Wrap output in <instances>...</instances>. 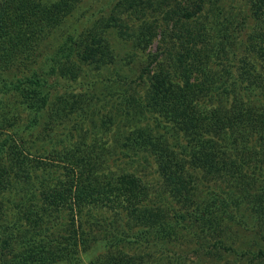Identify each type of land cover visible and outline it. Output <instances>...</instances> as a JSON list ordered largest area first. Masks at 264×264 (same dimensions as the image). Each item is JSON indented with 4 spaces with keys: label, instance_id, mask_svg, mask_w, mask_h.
I'll use <instances>...</instances> for the list:
<instances>
[{
    "label": "trees",
    "instance_id": "16d2710c",
    "mask_svg": "<svg viewBox=\"0 0 264 264\" xmlns=\"http://www.w3.org/2000/svg\"><path fill=\"white\" fill-rule=\"evenodd\" d=\"M75 2L0 0V92L17 93L23 106L21 109L28 107L34 112L32 118L22 121L17 114L3 118L7 123V135L0 141V186L7 176L5 243L11 258L0 264H44V259L52 255L53 247L56 248L48 245L57 239L53 233L64 235L67 242L72 243V253L76 252L79 237L90 231L91 226L74 225L73 222L71 228L58 232L56 226L48 224L45 215L49 214L47 205H65L73 211L75 202L71 199L77 200L80 206L90 204L93 214L90 217H95L103 227L98 230L102 238L94 240L101 248L92 264H157L155 260L152 263L146 260L151 256L147 246V252H136L138 246L148 244L150 233L153 241L154 237L166 240L164 236H169V264H264V247L258 241L264 239V0H245L242 8L236 3L225 8L224 4L221 6V0H210L208 7V0H198L196 8L185 7L182 16L180 11L170 7L173 15L178 14V23L181 18L186 20V25L181 28L174 26L180 30V35L173 41L180 40L184 44L182 58L179 56L177 64L172 60L171 66L174 68L172 73L181 68V77L177 76L180 81L173 84L172 73H169V81L166 76L155 74L150 86V100L146 97L140 102L141 97L123 96L121 111H118L119 118L124 117L121 114L124 111L127 117L137 109L134 105L146 103L143 109L148 112L154 108L169 112V150L163 145L162 135L152 138L154 131L140 130L131 134L126 151L109 152L105 166L111 168L117 161L124 163L123 160L148 164L150 157L158 159L166 176L167 187L164 189L169 190V197L163 191L154 195L153 200L148 198L147 184L141 182L142 176L134 171L120 174L115 181L112 174L99 182L102 178L96 167L100 158L96 145L79 154L72 150L63 152L61 159L69 164L71 176L79 170L80 175L72 177L68 185L70 189L75 187L74 195L60 188L57 179L42 176L38 168L28 163L29 144L35 141L24 137L23 133L38 124L39 110L47 101L48 92L43 87L48 83V74L64 76L69 71L75 75L72 69L60 70L67 62L74 66L95 60L99 68L104 65V50H110L111 43L114 45L108 32L106 36L87 33L78 42V33H67L52 54H36L41 57L39 66L42 70H27L24 60L30 57L32 49L39 52L34 45L42 31L58 27L65 15L72 14ZM239 13L234 28L236 35L232 37L229 24L235 23L233 20ZM126 36L132 37L131 34ZM11 66H17V69L13 79L8 80L3 69ZM196 77L199 81H194ZM119 83L113 77L109 86L105 84L113 86L112 91L119 93L116 90ZM222 99L227 106L235 104L227 113L220 105ZM57 105L52 106L50 118ZM204 105L210 107L208 111ZM200 106L205 109H199ZM78 116L87 118L88 114L82 111L75 117ZM173 117H176L174 122H170ZM111 119L108 116L105 122ZM0 125L4 123L0 122ZM54 126V118L47 121L43 129L45 143L39 142V150L43 147L48 153L57 152V149L63 151L65 146L58 145L65 142V133L64 136L58 133L54 141L56 138L49 134ZM141 151L146 154L141 156ZM246 156L256 158L253 166ZM218 160L219 166H215ZM44 166L52 169L45 162L43 169ZM23 181L30 184L31 189L26 197L17 189L23 188ZM197 184L208 190L206 196L213 194L210 200L202 199L199 204L194 200L193 196L200 189ZM41 187L46 188L43 202L36 203L32 198L39 205L24 210L28 196L33 197ZM232 187L244 192H234ZM103 202L112 203L114 213L124 220L121 227L113 224L111 215H102ZM130 220L135 224H130ZM131 226L135 227L134 231ZM239 227L258 233L249 240L240 241V246L250 242L258 245L251 253L247 249L237 253V247L227 241L232 231L239 232ZM49 236L52 239L46 240ZM226 251L228 256L224 254ZM233 254L237 257L230 258ZM248 254L249 258L243 261ZM162 256L164 252L158 260ZM59 259L67 260V257L54 258Z\"/></svg>",
    "mask_w": 264,
    "mask_h": 264
},
{
    "label": "rangeland",
    "instance_id": "374dc122",
    "mask_svg": "<svg viewBox=\"0 0 264 264\" xmlns=\"http://www.w3.org/2000/svg\"><path fill=\"white\" fill-rule=\"evenodd\" d=\"M47 1L53 3L59 0ZM244 2L245 0H221L220 4L221 6L224 4L225 8H229L230 3H236L239 5V8H242ZM197 3L198 0H76L74 5L75 8L71 12L72 14L69 16L65 15L64 21L61 22V24L59 23L58 27L44 29L37 44L34 45L39 52H35L32 49L30 57L24 60V65L27 66V70L35 68L39 71L42 70L39 66L41 64V57L36 54L43 52H50L52 54L67 33H78V37L76 38L78 42L81 38L85 37L87 33L91 35L97 33L98 35L103 34V36H106V32H108L114 45L111 43L110 50H104V65H101L99 68L96 67L95 60L84 61L82 64L78 63L74 66L72 62H67L60 67V70L65 71L66 68H69L73 70L72 72L75 75H72L69 71H66L64 76L61 73L53 75L48 74V83L43 87L45 92H48L46 97L47 105L45 104V107L39 110L38 124L32 129L31 127L25 129L23 133L24 137L35 141V143L29 144L31 152L27 154L28 163L38 168V170L42 172V176H51L57 179V184L60 188L74 195L75 187L70 189L68 185L72 177L80 175L79 170L76 169L74 175L71 176L69 164L67 161L61 159L64 157L63 152L67 151L68 153L72 150V152L74 151L79 154L86 149L91 150V146L96 145L95 147L100 154L96 167L99 176L102 178L99 182H104L106 178L111 177L112 174L114 176L113 181H115V178H118L120 174L134 171L142 176L141 182L147 184L148 198L151 197L153 200L154 195L163 191L166 196L169 197V190L164 189L167 187L165 185L166 176L159 167L158 159L156 158H154V161L150 157V163L148 164L123 160L124 163L120 164L117 161L113 164L117 167L113 166L106 169L105 166H107V160L110 156L109 152L115 149L119 152L126 151L130 143L131 134L137 133L140 130L154 131L151 135L152 138L162 135L163 145L165 149L167 148L169 150V112L155 108L153 110L150 109L151 111L148 112L146 109H143L145 105L147 106L146 103L134 105L137 109L133 110L132 115L127 117H125L126 113L124 111L121 113L124 117L119 118L118 111H121L120 103L123 96H134V98L135 96H137V98L141 97L140 102H144L146 97V99L150 100V86L153 80L152 76L155 74L160 73L166 76L169 81V73L174 72V68L171 67L172 60H174L176 64L179 62L178 58L183 53L181 47L184 46L180 40H176V42L173 41L180 35V30L177 31L176 27L181 28V26L186 25L185 18H181L182 20L178 23L177 20L179 16L178 14L173 15V12L170 11L172 8L170 7L180 11L179 14L182 16L181 13L185 11V7L193 10L196 8ZM207 3L209 7L210 0H208ZM239 8H236V10H241ZM240 14L241 13L233 20V22H235L234 24H229V31L232 37L236 35L234 28L238 23ZM173 22H175V24ZM174 26L176 27L174 28ZM128 34H131L132 37L128 38L126 36ZM138 40H140V42ZM111 59L112 61H110ZM16 69L17 66L3 69V75L7 77L8 80H12ZM175 71V73H172V77L174 78H172L173 84H176L177 80H179L177 76L181 77L182 74L180 73V67L175 69ZM116 72H118L119 75L116 74ZM113 77L120 82V87L116 89L120 91L119 93L112 91L114 90L113 86L108 87L109 80ZM194 81H199V78L196 77ZM123 93H125V95H123ZM18 96L17 93L0 92V122H2V124L4 123V125H0V141L7 135V123L3 120L4 117L9 115L12 118L17 114L22 121L26 120L28 117L32 118L34 116V112L30 108L28 109L27 107L28 111L27 109H21L23 106L19 103ZM222 101L223 103L220 105H222V109L225 113L235 105L231 104L227 106L224 103L225 100L222 99ZM55 105H57V108L54 110V115L51 117L54 118L55 126L52 130L53 132L49 134L53 138H56L54 139V141H56L57 137L55 136H58V133L59 136H64L65 133L63 137L65 142L58 145L60 147H65L63 151L57 149V152L48 153L43 147V150H39L40 147H38V145L39 142L40 144L45 143L43 137L46 136L44 135L45 131H43V129L47 121L51 119V109L52 106ZM204 106L208 111L210 107ZM204 106L198 108L205 109ZM217 106L219 105H216V107ZM63 109L64 112L62 111ZM82 111L87 112V118L83 116L75 117L78 113L81 114ZM108 116H111L112 119L111 121L105 122ZM129 117L130 119H128ZM175 118L176 117L170 119V122H172V120L174 122ZM113 122L114 124H112ZM176 145H179V143H176ZM192 151L193 148L189 151V154H191ZM145 154L146 151L140 152L141 156ZM58 157H60V159ZM246 158L251 161L250 166H253L252 162L256 160V158L249 156H246ZM44 162L50 165L52 169L47 166H44L43 169ZM52 166L58 168H53ZM215 166H219V160L215 163ZM102 172L105 174L102 175ZM220 174L224 177L223 172ZM217 178L219 179L218 175ZM21 184L24 185L23 188L19 189V187H17V189L26 197L30 192L29 190H31L29 189L30 184L26 181L21 182ZM197 185L200 189H198V192L193 196L194 200L198 204L202 202V199H204V201L210 200L213 194L211 193L210 196H206L208 190H203L200 184ZM0 187L1 263L2 260L11 258V255L7 252V245L5 243L7 237V216L5 215L7 212V176L3 178ZM227 187L231 186L227 184ZM231 189L234 190V192H244L235 187ZM34 194L33 197L28 196L26 200L27 207L24 210H28L31 205H39L35 204L32 198L36 203L37 201L43 202L46 188L41 187ZM71 198H73V196ZM71 201L75 202L73 211L70 210L69 207H65V205H47L49 214L45 215L48 217L46 220L48 224L56 226L55 230L58 232L71 228L73 222L74 225L75 223H80L82 226H89V228L91 226L92 229L79 237L78 250L73 253L70 245L72 243H68L64 235L53 233L54 235L52 236H55L57 239L54 243L51 242L48 245L52 247L56 246V248L53 247L54 252H50L52 255L44 259V264H92L96 256L100 253L99 249L101 245H98L94 240L102 238L101 233L98 232L99 229H103L101 222L95 221V217H90L93 215L92 206L90 204L86 203L80 206L77 200L71 199ZM111 206V202H103L101 206L103 210L102 215H111L110 218L113 224L121 227L124 220L114 213ZM42 208L44 207L42 206L41 209ZM130 224H135V222L130 220ZM131 228L132 231L135 230V227L131 226ZM254 235H258V233L250 232L249 230L244 231L242 227H239V232L236 230L234 232L232 231L227 241L229 244L233 243V245L237 247V253L242 249L250 250L251 253V251L258 248V245L250 242L240 246V241L249 240V238ZM147 237H150L148 244L146 242V244L140 245V247L138 246L136 252H147L145 251V246H147V248L150 249L148 252L151 254V256L146 259L149 263L155 260L157 264H169V236H164L166 240H161L160 236L154 237V241L152 240V233ZM81 238L84 239L83 242ZM51 239L52 237L49 236L46 240ZM258 241H260L262 247H264V239H259ZM162 246L165 248H162ZM56 249L61 252H58ZM165 249L168 251H165ZM161 252H164V257L162 256L158 260ZM224 254H228V251ZM236 255L233 254L230 258L237 257ZM248 256L249 254L245 255V258H242V260L245 261V259L249 258ZM58 257H67V260H54V258ZM256 260L258 261V259Z\"/></svg>",
    "mask_w": 264,
    "mask_h": 264
}]
</instances>
